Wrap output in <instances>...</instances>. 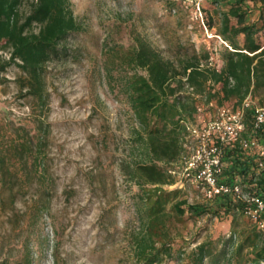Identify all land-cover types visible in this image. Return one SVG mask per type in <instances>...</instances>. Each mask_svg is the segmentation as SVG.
<instances>
[{
	"label": "rangeland",
	"instance_id": "rangeland-1",
	"mask_svg": "<svg viewBox=\"0 0 264 264\" xmlns=\"http://www.w3.org/2000/svg\"><path fill=\"white\" fill-rule=\"evenodd\" d=\"M22 2L23 12L30 0ZM69 3L80 28L44 65L41 98L28 93L25 75L0 40V262L21 259L26 245L33 264H137L132 241L144 227L130 172L149 159L122 86L132 70L120 61L142 43L174 62L185 49L216 46L218 52L220 45L205 39L181 0ZM213 113L205 109L193 122ZM24 139L41 143L40 165L35 151L20 152ZM179 198L207 200L192 185ZM176 232L188 252L206 237L227 236L230 217L204 215Z\"/></svg>",
	"mask_w": 264,
	"mask_h": 264
},
{
	"label": "trees",
	"instance_id": "trees-1",
	"mask_svg": "<svg viewBox=\"0 0 264 264\" xmlns=\"http://www.w3.org/2000/svg\"><path fill=\"white\" fill-rule=\"evenodd\" d=\"M22 1L0 0V40L9 50V62L25 75L28 93L41 98L44 65L58 55L61 42L80 24L73 16L69 0H30L23 12ZM206 3L207 25L216 27L235 49L223 46L219 67L209 64L208 50L185 49L174 62L163 59L143 43L120 61V65L125 63L132 70L123 77L122 86L141 126L137 137L149 159L136 162L130 172L140 190L138 209L144 227L132 241L137 264L264 263V228H258L245 214L244 202L230 194H218L205 202L188 203L179 198L181 189L164 187L173 182L168 170L179 160L182 149L185 127L181 118L194 120L200 103L215 113V107L207 105L210 101L222 105L232 100V106H236L250 96L253 102L244 112L242 136L251 145L243 148L237 142L222 146V179L227 183L236 181L244 191L264 198V156L257 148V144H264V126H254V106L264 105V40L260 38L264 36V0ZM255 10L258 13L254 16L251 12ZM33 25H38V29L34 30ZM114 67L112 62L109 69ZM40 144L33 146L27 139L19 144L20 152L35 151V166L42 160L38 156ZM204 215L210 219L230 217V232L227 236L206 237L186 252L184 240L178 242L176 228ZM261 219L264 220V212ZM0 263L33 264V260L25 245L21 259Z\"/></svg>",
	"mask_w": 264,
	"mask_h": 264
},
{
	"label": "built area",
	"instance_id": "built-area-1",
	"mask_svg": "<svg viewBox=\"0 0 264 264\" xmlns=\"http://www.w3.org/2000/svg\"><path fill=\"white\" fill-rule=\"evenodd\" d=\"M189 8L191 18L202 28L205 39L216 40L219 45L235 50L214 27H209L205 17V3L209 0H181ZM217 47L213 46L210 52L209 64L219 67L215 55ZM188 87V86H187ZM189 91L192 87H188ZM252 98L247 96L236 106L227 104L216 105L210 101L207 105L215 107L213 117L201 124L194 123L192 119L181 118L185 131L181 137L182 149L179 160L169 173L174 178L173 182L164 187L184 189L192 185L199 188L205 199H211L218 194H230L235 200L244 202L245 214L256 223L258 228H264L261 213L264 212V198L255 193L244 191L238 182L227 183L222 179V146L240 143L243 148L251 145L249 139L242 136L245 129L243 116L245 110L251 106ZM206 106L197 105L194 118H200ZM254 126H264V105L254 106ZM258 151L264 156V144H257ZM253 264V263H252ZM264 264V263H262Z\"/></svg>",
	"mask_w": 264,
	"mask_h": 264
},
{
	"label": "crops",
	"instance_id": "crops-1",
	"mask_svg": "<svg viewBox=\"0 0 264 264\" xmlns=\"http://www.w3.org/2000/svg\"><path fill=\"white\" fill-rule=\"evenodd\" d=\"M256 13H258V11L255 10L254 14H256ZM214 28H215V27H214ZM215 30H216V28H215ZM216 31H217V30H216ZM260 38H261V40H264V36H261ZM242 40H243V37L240 36V37H239V41L242 42ZM224 50H225V48H224L222 45H220V46H219V50H218V52H217V54H216V56H215V57H216L215 59H216V61L219 63V65H221V63L223 62V61L221 60V57H220V56H221V54L223 53Z\"/></svg>",
	"mask_w": 264,
	"mask_h": 264
}]
</instances>
